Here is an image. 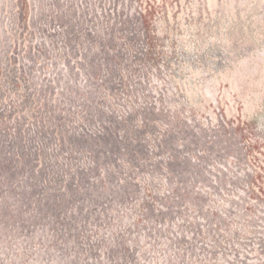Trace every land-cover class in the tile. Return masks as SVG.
Instances as JSON below:
<instances>
[{"label":"rangeland","instance_id":"1","mask_svg":"<svg viewBox=\"0 0 264 264\" xmlns=\"http://www.w3.org/2000/svg\"><path fill=\"white\" fill-rule=\"evenodd\" d=\"M0 264H264V0H0Z\"/></svg>","mask_w":264,"mask_h":264}]
</instances>
